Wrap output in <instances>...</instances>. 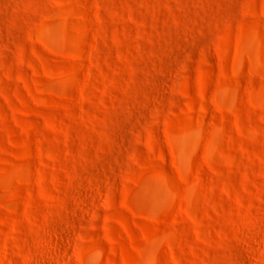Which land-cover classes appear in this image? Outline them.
Returning <instances> with one entry per match:
<instances>
[{
    "label": "rangeland",
    "instance_id": "374dc122",
    "mask_svg": "<svg viewBox=\"0 0 264 264\" xmlns=\"http://www.w3.org/2000/svg\"><path fill=\"white\" fill-rule=\"evenodd\" d=\"M0 264H264V0H0Z\"/></svg>",
    "mask_w": 264,
    "mask_h": 264
}]
</instances>
